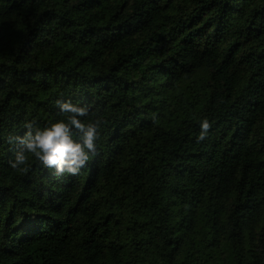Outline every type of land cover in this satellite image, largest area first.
Returning a JSON list of instances; mask_svg holds the SVG:
<instances>
[{
    "label": "trees",
    "instance_id": "16d2710c",
    "mask_svg": "<svg viewBox=\"0 0 264 264\" xmlns=\"http://www.w3.org/2000/svg\"><path fill=\"white\" fill-rule=\"evenodd\" d=\"M60 95L98 155L12 168ZM0 264H264V0H0Z\"/></svg>",
    "mask_w": 264,
    "mask_h": 264
},
{
    "label": "clouds",
    "instance_id": "9594fccd",
    "mask_svg": "<svg viewBox=\"0 0 264 264\" xmlns=\"http://www.w3.org/2000/svg\"><path fill=\"white\" fill-rule=\"evenodd\" d=\"M55 106L63 114L43 126L32 121L23 125V133L9 134L10 145H19L9 164L20 169L29 158H34L43 167L54 171V175H77L90 160L98 155V141L101 135L102 119L88 118L92 111L87 104L74 102L63 95L54 100ZM197 141L204 140L212 127L207 116L198 119Z\"/></svg>",
    "mask_w": 264,
    "mask_h": 264
}]
</instances>
